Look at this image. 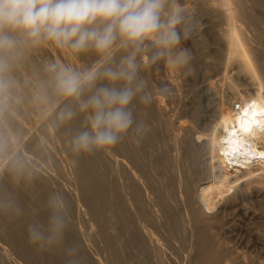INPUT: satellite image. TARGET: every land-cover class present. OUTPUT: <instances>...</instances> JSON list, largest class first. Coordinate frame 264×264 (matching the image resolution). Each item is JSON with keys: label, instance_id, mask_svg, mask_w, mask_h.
<instances>
[{"label": "bare ground", "instance_id": "obj_1", "mask_svg": "<svg viewBox=\"0 0 264 264\" xmlns=\"http://www.w3.org/2000/svg\"><path fill=\"white\" fill-rule=\"evenodd\" d=\"M179 3L186 18L202 7L204 15L224 21L229 63L237 58L248 72L264 66V57L259 60L264 49L259 53L253 45L246 47L248 31L264 25V0ZM262 30L264 35V26ZM55 50L67 53L69 61L67 50L37 48L17 70L22 81L31 78L22 89L23 101L0 106V264H66L69 256L79 264H264L262 84L239 74L237 80L226 77L231 89L248 87L239 96L240 110L234 98L218 101L205 92L198 99L199 109L183 114L177 127L167 124V106L157 99L160 92L152 94L150 104L137 100L131 106L134 120L148 126L139 143L130 133L107 151L76 154L69 141L84 129L85 117H77L69 128L32 102L37 83L33 70L49 60L60 62ZM121 53L114 56L117 62ZM79 55L84 65L99 59L94 52ZM191 63L182 71L190 72ZM69 180L76 185L70 198L72 229ZM56 194L65 203L64 235L41 247L29 229L47 223L48 201ZM51 252L59 255L57 262H52Z\"/></svg>", "mask_w": 264, "mask_h": 264}, {"label": "clouds", "instance_id": "obj_2", "mask_svg": "<svg viewBox=\"0 0 264 264\" xmlns=\"http://www.w3.org/2000/svg\"><path fill=\"white\" fill-rule=\"evenodd\" d=\"M192 29L179 0H0V106L23 101L31 78L22 81L17 70L37 48L94 52L99 59L90 66L49 60L35 68L32 102L60 125L85 117L69 141L76 154L107 151L130 133L139 143L148 126L134 120L131 106L151 103L140 71L163 62L181 72L191 60L182 42ZM118 52L124 54L117 62ZM48 207L47 223L29 229L41 247L64 235L63 197L53 195Z\"/></svg>", "mask_w": 264, "mask_h": 264}, {"label": "rangeland", "instance_id": "obj_3", "mask_svg": "<svg viewBox=\"0 0 264 264\" xmlns=\"http://www.w3.org/2000/svg\"><path fill=\"white\" fill-rule=\"evenodd\" d=\"M187 1H189V0H187ZM190 1H192V0H190ZM199 9L197 11L195 10L196 12L192 11L191 13L190 12L188 13L189 16L187 17V19H189L191 21V23L193 24V29H192L190 37L182 42V47L187 48L191 52V60L190 61H192V63H191L190 72L181 71V72L176 73V74L171 73L170 70L167 68V66L163 62H160L156 65H153L152 67H150L151 69L148 68L145 71L144 70L140 71V78L141 79L143 78V80H145L147 82L146 92L150 93V95L160 92L158 95L156 94L158 96V98L156 95H155V98L164 100V103L167 106L166 108L168 110V114L166 116V118L168 120L167 124L171 125L173 122V125L175 124V127H177V125L180 126V124L183 123L182 122L184 120L183 114H185L187 111H190L191 109H193V107L199 109L198 99L200 98V95L205 93V92L213 93L215 98L218 99V101L220 100V101L226 102L230 98H232V99L234 98L233 100H235L234 101L235 106L237 103H241V102H239L240 101L239 96H240V94H244V91L246 93L248 90V87L245 85H239L236 89H231L229 87L228 81L226 80V77L236 78L235 76H237L238 74L240 76L244 75L241 77L244 78L246 76L245 77V79L247 78L246 81L250 80L251 82L254 81V82L260 83V84H262V86L264 88V82H263L264 81V75H263L264 74V66L262 65V68L259 67V69L256 67L254 69V71L248 72V69L246 70L244 65H241L239 63V61L236 60L237 58H235L233 61H231L232 63H229L227 58H226V54H225L226 51L224 50L225 36L223 34H225L224 32L226 31V28H227V27H225L226 25H225L224 21L219 17H216L218 19H215V17H210L207 15H204V13H203L204 9L202 7H199ZM199 11H200V13H199ZM193 12H195L196 14ZM190 14H192V15H190ZM211 21H213V22H211ZM261 26L263 27L264 25L262 23H259V24H257V28H254V30L248 31V34H249L248 42L250 41V44L248 43L246 45L247 48L253 47V46L256 47L259 50L258 51L259 53L263 52V49H264V46H263L264 45L263 44L264 43V35H263V30H262ZM259 27L261 30L259 29ZM200 38H202V39H200ZM254 39H256V40H254ZM257 40L259 41V43ZM254 42L257 44L258 47L255 46ZM198 43H199V45L201 44V46H200L201 50L200 51H198L199 50ZM46 46H48L50 48H54V47L56 48L55 45H51V44L46 45ZM55 54L57 56L56 58L59 59V61L61 63H68V64H71V65L77 66V67L80 65L84 66V64H83V63H85V61L83 60L84 57H81L79 54H73V53L69 52L68 53V55H69V61L68 62L66 61V59L68 60V58L66 57L67 53L65 54L64 52L61 53L58 50H55ZM123 54L124 53H121L118 56L117 60H119L121 55H123ZM262 56L264 57V55L260 54L259 60H261L263 58ZM200 62H201V64H200ZM229 66H230V68H229ZM259 71H261V75H259L260 74ZM200 72H201V74H200ZM177 79H178V81H177ZM236 80H237V78H236ZM226 81H227V84H226ZM179 82H180V84H179ZM155 83H156V85L157 84L158 85L156 86ZM198 83H199V85H198ZM153 84H154V86H153ZM187 86H189V87H187ZM200 91H201V93H199ZM218 92H220V93H218ZM216 94H218L219 97ZM167 98L169 100H166ZM236 99H237V101H236ZM196 102H197V104H196ZM170 111L173 113H170ZM179 112L180 113L182 112V116H181V114H179ZM174 113H176V114H174ZM152 116H153L151 118L152 121L156 122L158 119L157 114L153 113ZM171 117L173 119L175 117V119H177V120H175V119L173 120ZM178 117H180V118H178ZM169 118L172 120H170ZM70 127L72 128V126L69 124V128ZM208 132L210 133L211 131H207L206 133L208 134ZM51 167L54 168V170L58 171V173H60V171L58 170L57 167H54L52 165H51ZM70 168L71 167L69 165V171H70L69 172V175H70L69 178L71 177V172H72L71 171L72 168L71 169ZM221 168L223 171H230L231 173H233V172L235 173V171H233V170L224 169L225 168L224 165H221ZM234 173H233V176L236 175V173L235 174ZM60 174L65 175V172L61 171ZM111 183H112L111 186L113 188V186H114L113 180H111ZM73 187H75V188L73 189ZM69 188H70L69 189V204H71V206L69 207V220H70L69 221V225H70L69 227L72 229L73 224L71 222L72 219L70 217V210L72 208V200L70 198H71V195L72 194L74 195V193L76 192V185L71 180H69ZM71 190H73V191H71ZM70 228H69V230H71ZM106 231L108 232V230H106ZM94 249H96V251H97L96 247H94L92 250H94ZM96 251L94 250V252H96ZM131 252H132V250H131ZM60 253H62V252H60ZM60 253L58 252L59 255H60ZM69 253H70L69 255H71V250L69 251ZM58 254L56 252H51L50 256L52 257L51 259H53L52 262H57L58 256H59ZM74 259L75 258L73 256H71V257L69 256V260L66 258L64 260V263H66V264H75L76 262L78 263V261H76V260L74 261Z\"/></svg>", "mask_w": 264, "mask_h": 264}, {"label": "built area", "instance_id": "obj_4", "mask_svg": "<svg viewBox=\"0 0 264 264\" xmlns=\"http://www.w3.org/2000/svg\"><path fill=\"white\" fill-rule=\"evenodd\" d=\"M236 110H240L241 108V103H237L236 106H235Z\"/></svg>", "mask_w": 264, "mask_h": 264}]
</instances>
